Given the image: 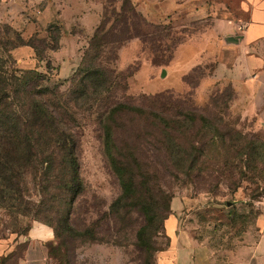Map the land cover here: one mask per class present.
Segmentation results:
<instances>
[{
    "label": "rangeland",
    "instance_id": "374dc122",
    "mask_svg": "<svg viewBox=\"0 0 264 264\" xmlns=\"http://www.w3.org/2000/svg\"><path fill=\"white\" fill-rule=\"evenodd\" d=\"M124 1L0 0V58L14 69L48 75L45 85L66 96L86 77L80 70H96L95 87H108L74 111L82 187L72 209V231L61 230L60 239L55 235L31 248L25 240L30 229L54 222L50 210L59 203L33 185L29 195L42 205L38 218L23 216L30 207L26 202L11 208L0 200V239L18 243L4 264H158L169 244L165 223L175 199L184 205L183 224L216 255L261 236L264 180L253 184L240 176L234 161L224 162V146L220 143L219 150L211 142V129L199 124L195 137L188 136L190 158L178 178L164 153L141 138L135 146L139 158L157 173L149 182L133 173L126 193L104 154L100 124L106 104L122 102L177 118L185 100L209 127L223 119L234 131L264 142V39L240 47L248 19L243 0H130L139 18L120 14ZM103 25L106 41L116 43L93 51L92 40ZM229 37L239 42L230 44ZM29 41L43 61L21 46ZM57 43L58 50L49 51ZM161 95L168 99L157 100ZM118 120L122 138L151 139L156 132L132 115ZM193 147L198 151L192 153ZM170 193L174 198L166 201Z\"/></svg>",
    "mask_w": 264,
    "mask_h": 264
},
{
    "label": "trees",
    "instance_id": "16d2710c",
    "mask_svg": "<svg viewBox=\"0 0 264 264\" xmlns=\"http://www.w3.org/2000/svg\"><path fill=\"white\" fill-rule=\"evenodd\" d=\"M128 13L133 14V18H139L134 5L130 0H125L120 14ZM105 30L106 25L97 30L91 43L93 51L116 43L106 41ZM21 46L32 48L40 57L38 47L31 41ZM58 48L59 43L49 51ZM40 58L41 61L45 59ZM48 69H51L50 64ZM80 71L86 77L74 85L75 89L66 96L45 85L50 79L48 75L37 70L14 69L9 59L0 58V200L2 203L7 201L11 208L26 202L30 207L23 216L32 214L38 218L42 205L34 202L29 195V187L33 185L41 196L42 192L50 193L49 200L59 204L50 210L56 220H49L45 225L51 227L59 239L61 230L72 231V209L82 187L74 111L83 106H80L81 102L87 104L89 96L101 95L108 89L95 87L93 77L98 75L96 70ZM87 80L92 82L90 87L84 84ZM80 85L84 86L83 91ZM156 99H168V96L161 95ZM180 103L177 118L122 102L101 106L104 154L126 193L131 191L133 183L130 176L133 173L145 182H149V177L157 173L139 158L135 146L141 138L147 143L151 140V144L164 153L172 164V177L178 178L179 174L185 173L186 162L190 158L185 147L190 143L187 138L189 135L195 137L193 130L199 124L205 130L211 129V142L219 150L220 143L224 146L223 161H234L232 165L236 164L235 168L242 178L249 179L253 184L264 180V142L234 131L223 119L217 120V127L214 124L209 127L205 116L197 109L185 100ZM123 115H132L147 122L156 132L150 136L151 139L140 135L119 137L116 128L118 119ZM194 151H198L197 148L191 149L192 153ZM233 186L238 185L234 183ZM172 198L174 196L170 193L166 201ZM50 222L53 224L49 225Z\"/></svg>",
    "mask_w": 264,
    "mask_h": 264
},
{
    "label": "crops",
    "instance_id": "0c3cea01",
    "mask_svg": "<svg viewBox=\"0 0 264 264\" xmlns=\"http://www.w3.org/2000/svg\"><path fill=\"white\" fill-rule=\"evenodd\" d=\"M241 8L248 16L244 31L245 40L240 46L242 48L247 43L264 39V0H243ZM252 60L254 59H249L250 63ZM257 67H260V63ZM183 206L181 200H174L173 210L165 223L169 245L160 253L158 264H264V229L256 242L241 246L227 255H216L207 244L195 237L189 226L183 224ZM54 238L55 233L51 227L35 224L25 240L33 248ZM17 244L15 238L0 239V264L14 252Z\"/></svg>",
    "mask_w": 264,
    "mask_h": 264
},
{
    "label": "water",
    "instance_id": "95a60500",
    "mask_svg": "<svg viewBox=\"0 0 264 264\" xmlns=\"http://www.w3.org/2000/svg\"><path fill=\"white\" fill-rule=\"evenodd\" d=\"M227 42L230 44H237L239 42V38L237 37H229L227 38Z\"/></svg>",
    "mask_w": 264,
    "mask_h": 264
}]
</instances>
